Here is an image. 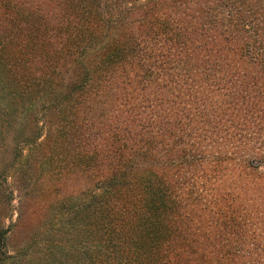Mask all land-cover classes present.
<instances>
[{"label": "trees", "instance_id": "trees-1", "mask_svg": "<svg viewBox=\"0 0 264 264\" xmlns=\"http://www.w3.org/2000/svg\"><path fill=\"white\" fill-rule=\"evenodd\" d=\"M0 98L21 204L90 212L50 264H264V0H0Z\"/></svg>", "mask_w": 264, "mask_h": 264}, {"label": "rangeland", "instance_id": "rangeland-1", "mask_svg": "<svg viewBox=\"0 0 264 264\" xmlns=\"http://www.w3.org/2000/svg\"><path fill=\"white\" fill-rule=\"evenodd\" d=\"M28 104L29 100L24 99L21 109H26ZM24 125L23 111L17 115L0 111V227L4 226L8 230L7 239L4 240V244H0V264H50L49 257L55 254L58 258L63 256L62 246L68 244L73 245L72 259L79 258L82 254V249L79 251V247L83 246L80 227H82V220L89 218V215H86L90 213L88 210L84 215L73 214L68 227L70 231L67 233L66 229L67 231L61 234L59 217L55 215L62 207L58 204L44 210L45 201L42 200L46 198L44 188L37 193L36 202L30 205L21 204V198L27 195L26 191L29 188L25 184H17L14 170L17 166L28 164L27 157L31 149L28 145V138L32 134L31 130H27ZM54 152H56L55 145L51 144L48 150L38 157V161H41V165L47 164L44 170V180L49 175V179L55 183L53 169L58 166L60 158H56L54 154L52 157L54 163L49 167L52 162L50 157ZM79 183L76 177L70 183L69 195L72 202L77 200ZM53 191L54 197L57 198L59 193L55 188ZM20 210L23 220L29 225L25 232L20 234L21 239H17L14 236L18 232L17 226H12L11 223L18 218ZM56 236L58 238L54 240ZM57 245L61 247V250L57 248Z\"/></svg>", "mask_w": 264, "mask_h": 264}]
</instances>
